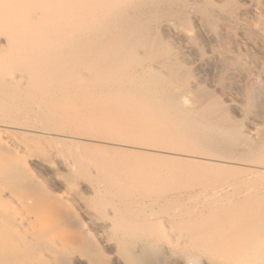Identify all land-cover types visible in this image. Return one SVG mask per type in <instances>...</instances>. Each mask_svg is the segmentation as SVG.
Returning a JSON list of instances; mask_svg holds the SVG:
<instances>
[{
  "label": "bare ground",
  "instance_id": "1",
  "mask_svg": "<svg viewBox=\"0 0 264 264\" xmlns=\"http://www.w3.org/2000/svg\"><path fill=\"white\" fill-rule=\"evenodd\" d=\"M185 2L0 0V131L23 124L35 133H61L66 127L62 116L71 109L69 128L79 135V141L96 134L137 151L136 156H129V166L126 158L119 156L114 159L117 164L97 161L102 164L100 168L97 165L98 171L110 162L118 167L110 168V174L105 169V183L120 194L109 217L118 234L117 251L126 264H160L166 245L176 238L182 248L181 264H202L203 250L211 253L209 264H231L227 259L233 251L242 256L235 264H264V245L258 244L264 228V189L244 181L212 188L208 193L190 191L185 189L187 183L196 184L211 176L216 163L178 157L163 163L160 160L161 152L175 157L190 149L194 157L202 159L209 156L246 162L259 159L264 151L263 134L257 141L246 135L226 115L221 102L203 104L210 96L208 91H194L193 104L198 105L190 106L183 96L187 88L174 87L154 69L153 64L158 63L166 66L170 76L179 73L170 66L169 49L158 33L162 20L172 17L186 25L190 13L195 12L209 28L216 27L211 9L214 4L207 10L204 4ZM168 59L169 68L165 65ZM228 62L225 55L216 58L221 71L230 67ZM247 92L245 112H250L259 105L254 94ZM88 107L91 115L84 111ZM155 126L162 131L160 139L152 135ZM82 150H75L78 154L72 151L70 167L86 176ZM0 155L6 158L0 157V178L22 198L16 204L26 207L32 203V210L51 213L54 230L76 229L91 252L88 264H107L85 229L77 224H57L54 215L70 216L62 197L33 184L17 152L1 138ZM182 167L189 173L188 182L178 174ZM163 178L172 179V185L150 191L152 184ZM135 180L140 187L136 196L126 191ZM10 195L0 187V264H54L56 258L67 254L62 243L42 240L51 226L44 230L30 227L12 215ZM128 202L136 204L134 215L126 211ZM156 207L164 217L147 215ZM178 207L179 211H174ZM163 226H171L177 233L162 235Z\"/></svg>",
  "mask_w": 264,
  "mask_h": 264
},
{
  "label": "rangeland",
  "instance_id": "2",
  "mask_svg": "<svg viewBox=\"0 0 264 264\" xmlns=\"http://www.w3.org/2000/svg\"><path fill=\"white\" fill-rule=\"evenodd\" d=\"M185 3L204 4L207 10H210L214 4L215 6L211 9L214 10L216 27L209 28L201 16L195 12L190 13L189 23L186 25L172 17L162 20L158 24V33L169 49V58L172 60L171 63V60L168 59L169 62L167 61L165 65L169 68L171 63L170 66L177 68L179 73L176 76H170L166 66L162 67L158 63L153 64L154 69L170 79L174 87L184 86L187 88L183 92V96L190 106H193L195 102L194 91L197 89L208 91L210 96L203 101V104L206 105L212 100L221 102L226 109V115L232 119L234 124L257 141L261 134L264 136V0H186ZM210 4L212 5L210 6ZM219 54L225 55L229 59L230 67L227 70L225 68L224 72L219 69L220 67L218 68L216 63ZM162 62L164 61L162 60ZM247 91L251 92L250 95L254 94V100L259 106L255 108L256 110L246 111V113ZM195 105L197 106L198 103ZM70 110L66 109L62 116V124L66 126L62 130L64 132L53 133L50 130H44L41 131L42 133H35L30 127L18 123L19 125H13L16 128L7 127L0 131V138L8 148L17 152L16 156L33 184L53 196L62 197L70 216L54 215L57 224L60 221L64 224L79 225L92 237L96 250L104 256L107 264H126L117 251L118 234L109 217L111 206L120 200V194L106 185L105 169L108 168L109 174L111 169L116 170L118 167L115 169L113 163H116L115 161L119 157H125L129 166L131 164L130 157H134L137 151L122 147V142L114 143L98 138L96 134H89L87 139L83 138L79 141L76 139L79 135L69 128L73 119ZM260 110H262L261 114L258 113ZM84 111L89 115L92 114L90 107ZM7 125L11 126L12 124ZM155 128L152 129V135L160 139L159 132L162 131L160 129L158 132L157 126ZM171 139L173 140V138ZM79 147L83 148L81 152L85 150V153L81 154L84 155L82 162L87 173L86 176L70 167L72 165L70 155L74 152L78 154L81 150ZM75 150H78V153ZM123 150L125 151L123 152ZM189 151L193 150L187 149L182 152L183 154L175 157L164 152H161L159 156L162 163L167 162L166 160H175L178 157L183 161L185 159L199 161L200 159L203 162L207 161L206 163H216L218 167L211 176L202 179L199 183H187L185 189L200 192L203 190L208 193L212 188L233 183L240 184L244 181H250L253 186L264 189V151L257 159L258 161L249 160L250 163L233 159L228 161L222 158L212 157L211 159L209 156L202 159L197 155L194 157L195 154H191ZM133 152L134 154H132ZM123 153H126V156ZM159 156L158 158H160ZM0 157L4 161L6 160L5 157L1 155ZM108 160L113 163L110 162L111 165L105 167L104 163L107 165L106 161ZM97 161L104 162L103 171H98L100 169H98ZM100 166L102 167V164ZM179 171L178 174L181 178L188 182L189 173L185 167ZM6 181L0 178V187L11 194L9 203L12 215L16 216L17 220H21L23 224H30L28 225L30 227L34 226L44 230L51 226L47 234L42 237L44 243H62L68 249V253L63 257L56 258L54 264H88V256L91 252L84 246V241L76 229L66 228L63 230L60 227V231L54 230L52 227H55V220L51 213L45 210L41 213L32 210V203L26 207L16 204L17 201L21 202L22 198L6 186ZM138 181L135 180L133 184L126 187L127 193L135 196L140 193ZM172 182L173 180L169 178L155 181L150 187V191H160L172 185ZM125 208L131 215L136 212L135 203L128 202L125 204ZM180 208L178 207L174 211H179ZM146 213L154 219L164 217L157 207L154 211L148 210ZM221 218L223 219V216ZM106 225L108 226L105 227ZM160 233L162 235L176 234L177 231L171 226H163ZM261 233L262 236H260L258 244L264 245V228ZM175 240L166 245V254L160 264H181L180 250L182 248L179 246V240ZM210 245L215 246L213 243ZM222 246L225 247V244L222 243ZM201 254L202 264H209L208 257L211 253L203 250ZM229 255L227 262L231 264L240 262L242 257L238 251L230 252Z\"/></svg>",
  "mask_w": 264,
  "mask_h": 264
}]
</instances>
